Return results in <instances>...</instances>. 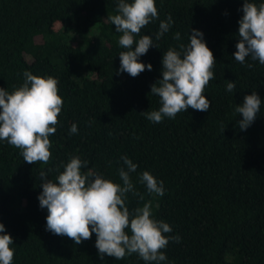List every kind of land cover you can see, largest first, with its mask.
I'll use <instances>...</instances> for the list:
<instances>
[{
    "label": "trees",
    "instance_id": "obj_1",
    "mask_svg": "<svg viewBox=\"0 0 264 264\" xmlns=\"http://www.w3.org/2000/svg\"><path fill=\"white\" fill-rule=\"evenodd\" d=\"M118 2L0 0V87L11 93L29 71L56 78L63 100L47 165L23 161L20 149L0 141V222L13 237L12 264H145L136 254L101 260L95 233L75 244L46 230L47 209L37 199L40 172L57 182L72 156L88 162L82 172L120 184L118 169L127 170L121 158L137 164L130 178L138 194L128 193L126 206L134 212L151 201L153 218L172 228L165 235L180 237L162 250L167 260L161 264H264V65L250 57L242 65L233 56L243 0H155L158 19L140 35H152L159 47L138 58L152 69L136 77L116 71L126 50L109 20ZM169 15V31L156 40L159 22ZM192 29L203 33L216 59L204 91L210 107L149 121L143 113L160 107L150 87L161 78L162 55L188 45ZM230 81L233 93L226 90ZM253 91L260 112L241 130L235 108ZM144 171L163 181V196L139 182Z\"/></svg>",
    "mask_w": 264,
    "mask_h": 264
},
{
    "label": "clouds",
    "instance_id": "obj_2",
    "mask_svg": "<svg viewBox=\"0 0 264 264\" xmlns=\"http://www.w3.org/2000/svg\"><path fill=\"white\" fill-rule=\"evenodd\" d=\"M117 13L109 20L115 31L122 33L119 45L126 49L119 52L117 74L126 72L136 77L146 68L151 71L152 65L142 63L138 58L147 54L150 47H159L154 44L152 35H140L142 29L158 19L155 0H119ZM242 13L233 56L242 65L247 57L264 65V3L257 6L250 0H243ZM172 23L170 15L161 20L155 39L159 40L167 33ZM173 38L179 41L180 33H175ZM189 40L188 45H178L179 50L169 47L162 55L161 78L150 87V92L159 97L160 107L143 113L149 121L160 123L165 117L175 118L189 108L207 112L210 107L204 91L214 78L212 69L216 59L200 30L192 29ZM247 66L251 68L253 65ZM23 75V84L11 93L0 87V141H7L20 149L23 161L47 165L52 156L49 136L56 132L63 107L62 97L58 94L59 82L54 77H41L29 71ZM226 90L233 93L235 83L228 82ZM260 108L261 98L255 91L245 95L243 102L237 104L235 112L242 115V119L237 121L241 130H246L254 122ZM70 132H77L75 123L71 125ZM121 159L127 169H118L122 184L92 170L82 172V167L88 162L79 156L69 159L56 177L57 182L48 179L42 170V191L37 199L39 207L47 209L46 230L68 237L75 244L91 239L95 233V247L101 260L105 255L123 260L136 254L145 264H161L167 260L162 250L169 241L178 243L180 237L165 235L171 233L172 228L168 223L153 218L151 201L134 212L129 211L127 194H138L130 178L137 164L127 156ZM139 182L146 185L149 194L164 195L163 181H157L148 171L139 176ZM13 243V237L0 222V264H12L15 253L10 246Z\"/></svg>",
    "mask_w": 264,
    "mask_h": 264
}]
</instances>
